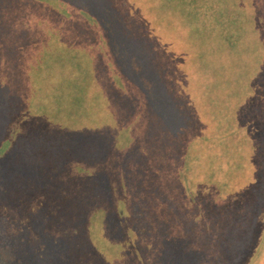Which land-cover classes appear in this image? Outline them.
<instances>
[{"label":"rangeland","instance_id":"rangeland-1","mask_svg":"<svg viewBox=\"0 0 264 264\" xmlns=\"http://www.w3.org/2000/svg\"><path fill=\"white\" fill-rule=\"evenodd\" d=\"M151 7L150 0H0L3 223L6 219L8 226H14L17 215L24 218L30 213L54 238L64 232L79 234L76 243H45L52 251L65 254L68 264H165L161 259L184 252L197 260L203 247L199 238L189 237L196 236L192 226L197 219L183 204L184 186L188 178L197 195L202 184L198 172L213 169L207 182L215 185L210 194L215 207L201 216L213 222L208 230L212 242L206 251L215 264H264V0H241L240 8L247 15L238 13L239 47L226 60H209L213 68L219 66V60L226 68L213 81L211 92L221 110L215 108L209 115V126L203 128L210 132L206 138L201 137V124L194 127L200 113L205 114L203 101L200 113L195 109L185 114L198 94L181 80L185 76L183 69L179 71L185 60L184 35L179 41L180 34L173 29L169 41L163 32L164 21L157 19L155 25ZM234 10L226 15L228 24ZM233 28L231 23L230 33ZM154 32L160 35L158 42ZM167 42L168 47L173 43L175 62L168 61ZM157 45L163 48L155 51ZM64 47L76 52L57 55L56 49ZM87 48L97 49L87 53L97 59L93 68L90 59L81 56ZM78 57L84 69L79 67ZM221 74L238 80L231 90L232 99L225 102L220 99L227 95L228 84L219 83L218 78H225ZM67 76L74 81L57 84ZM89 76L95 90L86 91L83 99H96L93 117L97 124L85 116V101L73 103V96H80L77 89L90 81ZM113 78L121 83L114 84ZM231 101L234 110L247 104L242 109L245 126L238 131L229 120L220 118L230 117ZM146 114L153 134H145L144 143ZM186 125L191 128L188 134ZM113 142L115 146L132 144V157L124 162L120 156L112 162L119 153ZM190 144L194 156L186 165L185 145ZM205 146L210 149L208 157L201 150ZM75 158L86 166H71ZM99 160L103 162L99 164ZM92 162L96 164L88 166ZM120 166L126 174L122 175ZM63 170L73 182L67 193L57 195L53 190L63 181L59 175ZM73 172L85 177L76 179ZM132 190L134 197L129 196ZM148 197H154L152 203L159 209H142ZM80 200H86L82 209V204H75ZM154 210L162 216L161 223L172 219L171 227L163 229L153 222H159V216L150 212ZM7 227L3 229L7 231ZM159 233L170 241L162 244L166 248L157 256L149 248H162L151 241ZM3 251L0 244V264H9ZM30 260L28 256L27 264L33 263ZM190 260L182 259L184 264Z\"/></svg>","mask_w":264,"mask_h":264},{"label":"trees","instance_id":"trees-1","mask_svg":"<svg viewBox=\"0 0 264 264\" xmlns=\"http://www.w3.org/2000/svg\"><path fill=\"white\" fill-rule=\"evenodd\" d=\"M150 1L152 3V7H151L150 12L155 18L154 23H155V25H157L159 23V21H164L165 26H164L163 32L166 33L164 35H167L168 40L170 39L169 41H172L173 34H171L172 33L171 31H173V29H174V32H173L174 34H176V35L180 34V37H176L179 41H181L183 39V35H184V38H185V41H184V44H185V46H184L185 60L181 61V63L182 62H184V63L181 64L179 71H182V69H183L185 76H184V79H182V77H181V80L185 81L184 84L188 83L187 84L188 87H189V84H191L192 90L197 91V94H198L197 95L198 98L196 97L195 99H192L193 101L192 100H191V102L189 101L191 106L188 105L187 110L185 111V114H189V112H195V109H196V112L200 113L202 111L201 101H203L202 107L203 108L206 107L205 108V114L203 112L200 113L201 116H200V119L198 120L199 123L194 124V127L201 124L200 125L201 137L206 138L205 136L210 135V132L206 133L203 130V128H208V126H209L208 125L209 122L207 121L209 115L215 113V111H216L215 108L221 110V107L217 106V104H215L219 101L215 100L213 98L211 88L214 84H216L213 82L215 80V75L217 73H220V72L225 73V68H226V64H224V62H222L221 60H219V66L217 68H213V64L209 63V60L216 61V59H219V58L226 60L228 58L230 52L232 53L233 51L237 50V48L239 47V44L237 42L238 40L236 39V31L239 30V25L241 24V22L238 21V19H237V18H240L238 13L241 12V16H242V15L246 14V11L243 8H240L241 0H150ZM231 9H235L232 12L234 14V16L231 17L233 19L230 20V23L228 24L226 15L231 13V12H229ZM157 19H159V21H157ZM235 21H237V22H235ZM169 23L171 25H169ZM231 23L234 26L232 33H230V31L228 30V26ZM169 26H171V28ZM154 33L155 34H154L153 39H157V42H158L159 37H160L159 34H161V31L159 30V34L157 32H154ZM168 42H167V47H168ZM169 47H168L169 52L167 51L168 55H169L168 61L175 62L173 60V58H174L173 54L175 52L171 50L173 47V43H171L169 45ZM161 48H163L161 45H157L155 47V51L157 49L161 50ZM58 49L59 48L56 49L57 55H59L60 53H66V52H67V54L76 52V50H74L71 47H67V48L64 47V48H61L59 50ZM164 49H166V48H164ZM94 51L97 52V49L89 50L87 48L86 50H83L82 54L79 53V54H81V56L84 54L85 56H87L90 59V62L92 65L91 68L94 67L93 64L97 63V59H94V57L89 56L88 52H94ZM200 56H201V58H200ZM79 60H80V58L77 60L79 63V67L84 69L83 65L81 64V62H79ZM111 69L112 70L114 69L113 65H111ZM172 69H173V72L175 73V67H173ZM84 72H85V70H84ZM85 75L87 76L88 74L85 72ZM180 76H183V75L180 74ZM221 76H223L225 78H218L219 83L225 82L228 84V87L226 88L227 95L223 96L220 99L222 102H225L227 100L232 99L233 96L231 94L234 91H231V90H233L234 88L237 87V86L234 87L233 84H238V80L232 79L230 76L226 77L224 74H221ZM67 78L68 79H65L63 82H61V80H59V82H57V84L58 85H59V83L66 84L67 82L71 83L75 79V78H69V76H67ZM69 80L71 82H69ZM112 81H114V84L121 83L120 79H119V82L116 81L115 78H113ZM57 84H56V86H58ZM91 84H92V79L90 77V81H88L85 86H83V84L81 85V86H83V89H81L82 88L81 86H79V89H77L78 91H80L79 97L78 96L74 97L73 96L74 93L72 94L71 92L68 93V96H71V95L73 96V98L75 99V101L73 102L74 104H75V102L77 104H84V101H85V104L83 106L85 116L86 117L89 116L91 118V120L93 121V123L97 124L96 118L93 117V113H96V111H97V105L95 104L96 99H93V100L89 99V102H87V100L83 99L85 97L84 93L86 91L88 93L91 90H95V89H93V86L91 87ZM76 88H77V86H76ZM73 92H75V90H73ZM69 98H71V97H69ZM211 101H214V103ZM221 101H220V103H222ZM193 102H195L196 107L193 106ZM230 105H231V110H232V112L230 113V117L223 116L220 118H225L226 122L229 120V122L234 125V129L236 131H238L239 129H241L245 126V124L243 122V120H244L243 110L247 104H245V103L240 104L236 108V110H234V104L232 103V101H231ZM233 110H234V113H233ZM239 110H242V111L239 113ZM222 111H223V109H222ZM223 112L225 114V111H223ZM95 115L99 118V116L97 114H95ZM149 116L150 115L146 114V117H147L146 120L147 121L143 122L144 123V133H143L142 140L144 143H146L145 134L149 135L150 132L153 130V129L151 130V128H150ZM231 118L234 121H232ZM201 121H203V123H201ZM112 128L113 127H111V129ZM153 128H155V124H153ZM108 129H109V125H107V130ZM190 130H191L190 126L186 125L185 126V134H188L189 132H191ZM226 131L228 132L227 129H226ZM151 134H153V132H151ZM193 136H195L194 131H193V134H191V139H193ZM115 139H117V138H114V142H115ZM147 139H149V136L147 137ZM207 140L209 141L208 138H207ZM114 142H113V147L115 149L117 148L119 153L115 154L116 156L112 160V162H114V161L116 162V159L117 158L121 159V157H122V161L125 162V160L127 158L132 157V154H133L132 144H131V146L128 145L129 147L128 146L125 147L122 145L115 146ZM195 143L198 145L197 142H195ZM191 144H193V143H191ZM191 144L188 146V148H187V145H185L184 155L186 157L185 158V162H186L185 164L186 165L189 164L190 157L194 156V154H192V152H191L192 151ZM72 145L74 146V148H72V149L70 148V149L75 151L76 148L78 147V146L76 147L77 143L72 144ZM206 149H207L206 146L203 148L201 147V150L206 154V157H208L207 154L209 153L210 149H208V150H206ZM71 150H69V152ZM82 156L83 157L86 156L89 158L88 155H85V156L82 155ZM57 157H59V155H57ZM61 158H62V156H61ZM72 160L76 161V162L73 163L71 161V164H72L71 166H73L74 164L76 166H86L85 165L86 163L84 164V162L79 158H75ZM103 160H99V164H101V162H103ZM193 160L194 159L191 160V163ZM58 163L59 162H57V164ZM93 164H96V163H93V162L89 163L88 166H92ZM120 169H121L122 175H123V173L126 174V172L122 168V166H120ZM176 169H178V168H176ZM203 169L200 170L197 174L198 180H200V182L202 183L201 188L199 190L200 192H198V194L195 195L194 186H193L192 182H189L190 180H188V178H187V184L184 186L185 187V189H184L185 196L183 199V201H184L183 204L187 207L186 211H188L189 213H193V215H194L193 217L194 218L196 217V219H197V221L194 222V226H192V227H194V229H197V230H195L196 236H190L189 235V237L191 240L192 239L195 240L197 238L200 239V246L203 248L201 249V251L197 255V260H199V262L196 260V258L191 253L184 252V253H180V255H178V256H176V254H169L168 260L167 259H161V260L166 262L165 264H184V261H182V259L185 257H188L191 259L188 262V264H195V263L196 264H215L211 260L213 255H210L209 252L206 251L207 250L206 246L212 242V238L210 237L208 230L210 227L213 226V224H212L213 222L211 223L208 219H201V216H207L208 214H210V212L215 207L214 203L212 201H210V197H211L210 194H211L213 188L215 187V185L212 184V181L207 182L208 175H210V173H212L213 169H211V170L206 169V168L204 170ZM219 169L217 171H219ZM178 170L180 171V173L182 172L181 169H178ZM217 171L215 174H216V178L218 179L220 176L217 175ZM67 172H68L67 170L66 171L63 170L59 174L61 178L62 177H64V178H63V181L61 183H59V185H57L58 188H55V190H53V191H56L57 195L62 194L64 192L67 193L70 184H72V182H73L72 180L67 178L68 177L67 174L69 173V172L68 173ZM187 172L190 174L191 169L188 170ZM187 172H186V174H187ZM75 173L76 172H73L72 176L80 174V173H76V174ZM83 177H85V175H83V174L78 175V177L76 179H81ZM126 177L128 178L127 175H126ZM180 177H181V174H180ZM63 187H65V188H63ZM46 191L47 190L44 189L45 195H46ZM155 191H156V189H155ZM157 192H158V189H157ZM156 195L157 194H155V196ZM129 196L134 197L133 190H132V193L129 194ZM150 198H151V200L148 197L147 200H144L142 202V209L148 210V212H149V208H156V209L158 208L159 209V206H157L158 205L157 203H155V202L152 203V200L154 197H150ZM85 203H86V200H83V201L80 200L78 202H75V204H77V205L82 204L80 209H82V207L85 205ZM143 203H144V205H143ZM155 210L150 211V212H152L156 216H159V214H157ZM162 213L163 212L161 211V214ZM77 214H79V212ZM0 217H1V219H0V230L2 232L0 234V244L2 245V249L4 250L3 252L6 251V255H5L6 261L9 264H27L26 261H27L28 256H29V258H31L30 261L33 262L32 264H49V263H47V262H49V260L50 261L52 260L51 264H54L53 262H55L56 264H68V262L65 261L66 260L65 254L56 253V252L52 251L51 248H49L50 246L45 245V243H47V242L49 243V242L54 241L55 243H61L62 242V243L70 244L71 243L70 241H73L76 243L77 242L76 240L80 239L79 234L74 233V232H72V234L69 232H64V233L59 234L55 238L51 235H48L49 233L45 231L46 229L43 230V228H42L43 226H41L42 225L41 220L38 219L39 222H37V220H35L31 216L30 213L28 215H25L24 218H22L21 215H17L16 217L18 219L17 218H16V220L13 219L15 221L14 226H11V225L8 226L7 221H9V220H6V219H5V222L3 223V218H2V216H0ZM78 217H81V216H78ZM160 217L162 218V216H159V222L157 221V219H154L153 222H156V224L160 228L162 227L163 229L171 227V225H172L171 220L172 219L171 220H169V219L165 220L164 219L163 223H161ZM193 217L189 221V227H191ZM35 218H37V216H35ZM37 224L39 226H37ZM145 224H146V222H145ZM4 227L8 228L7 231H5L3 229ZM128 230H129V228L127 229V234H129ZM25 234H31V236L29 238H27L28 235H25ZM129 236L131 237V239H133L132 229L130 230ZM31 237H33V240H30ZM168 240H169V238L166 239L165 236H162V234L159 233L157 235H154L153 240H151V241L153 243L156 242L159 246H162V244L167 242ZM171 240H173V235L171 237ZM177 243H179V242H177ZM163 248H166V247L162 246V248L158 247L157 249H155V248H153V249L149 248V249L151 250V253H153V255L156 251L157 256H159L164 252V251H162ZM157 256L155 257V260H157Z\"/></svg>","mask_w":264,"mask_h":264}]
</instances>
